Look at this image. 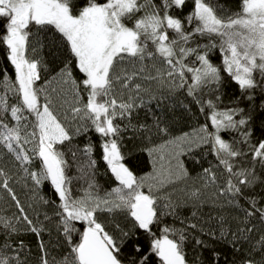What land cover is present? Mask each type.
Here are the masks:
<instances>
[{
    "label": "snow or ice",
    "instance_id": "6c2138e0",
    "mask_svg": "<svg viewBox=\"0 0 264 264\" xmlns=\"http://www.w3.org/2000/svg\"><path fill=\"white\" fill-rule=\"evenodd\" d=\"M0 59V264H264V0H0Z\"/></svg>",
    "mask_w": 264,
    "mask_h": 264
},
{
    "label": "trees",
    "instance_id": "16d2710c",
    "mask_svg": "<svg viewBox=\"0 0 264 264\" xmlns=\"http://www.w3.org/2000/svg\"><path fill=\"white\" fill-rule=\"evenodd\" d=\"M219 2L223 3L226 7H229L231 9H233V10H236L237 4H238V0H219ZM189 6H190V4H189ZM187 10L188 9L186 8L185 12ZM50 37H51V33H49V37L48 38L50 39ZM35 39L36 38L34 37V42H35ZM39 39L41 41H43L44 40L43 35H41L39 37ZM36 46L39 49L41 55H44L45 53H47L49 51L47 48H41L40 45H36ZM48 58H50V57H48ZM215 61H216V58L214 57V62ZM3 63H6V61H3L2 59H0V65H2ZM234 89H235V85H232L231 87L226 89L227 95L225 97V103H227L228 96L232 95ZM140 115H141V118H143V113H141ZM181 129L184 130V131L190 130L189 127L186 126V125H178L177 128H176L175 134H179ZM92 139L95 141L96 137L93 135ZM79 142L82 145L85 141H84L83 138H81V140ZM129 149H132L131 142L128 143L127 148L125 149V151L127 152ZM127 163L136 172H140L141 170H145V171L149 170L148 157L145 154L140 153L138 151H134L133 158L129 159L127 161ZM188 166H189V168L193 167L191 164H189ZM99 167H100V177H99L100 182L102 184H105V186L107 187L108 185H107L106 181H107L108 177H106L104 175V171H103L104 165L101 163ZM44 191L45 192L47 191V187H45ZM47 238L48 237L45 236V240H47ZM20 239H23L25 244L31 247L33 255L37 254V243H36V237L34 235L27 234V235L21 236ZM141 243L142 244L145 243L143 237L141 238ZM188 251H189V255L191 256V254H192L191 247H189ZM203 256H204V259H205V264H213L210 252L203 253ZM221 264H223V261H221Z\"/></svg>",
    "mask_w": 264,
    "mask_h": 264
}]
</instances>
